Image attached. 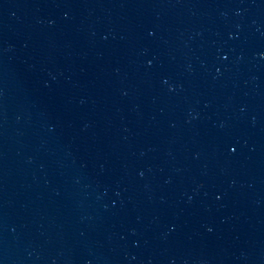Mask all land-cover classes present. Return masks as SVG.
I'll return each mask as SVG.
<instances>
[{"label":"water","instance_id":"95a60500","mask_svg":"<svg viewBox=\"0 0 264 264\" xmlns=\"http://www.w3.org/2000/svg\"><path fill=\"white\" fill-rule=\"evenodd\" d=\"M0 264H264V0H0Z\"/></svg>","mask_w":264,"mask_h":264}]
</instances>
